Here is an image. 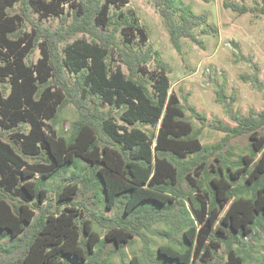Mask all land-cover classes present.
Instances as JSON below:
<instances>
[{
  "label": "trees",
  "instance_id": "obj_1",
  "mask_svg": "<svg viewBox=\"0 0 264 264\" xmlns=\"http://www.w3.org/2000/svg\"><path fill=\"white\" fill-rule=\"evenodd\" d=\"M151 2L176 51L182 38L200 45L195 29L209 32L208 15L193 13L181 0ZM15 3L20 13L8 14ZM127 3L0 0V264H108L111 253L135 238L142 240L141 258L133 256L128 264H220L222 247L225 264H244L238 245L264 234V111L233 115L235 127H218L222 141L202 146L200 132L183 121V107L169 92L165 64L157 61L149 77L145 65L158 53L135 46V35L146 42L136 16L111 11ZM64 5L71 10L67 26L50 31L29 20L31 10L59 16ZM224 6L238 15L264 14V4ZM26 22L29 33L22 29ZM76 34L89 41L77 39L60 49ZM37 47L40 58L27 64ZM113 54L127 75L111 65ZM68 104L77 118L63 135L54 125ZM115 109H122L126 125L157 127L156 134L118 125L110 112ZM7 134L13 135L9 141ZM242 135L249 139L247 154L218 152ZM78 164L88 176L79 171L60 181L49 202L44 181ZM91 186L105 210L122 206V213L106 218L75 199ZM162 224L182 239L159 246L154 255L143 232ZM107 243L110 255L101 259Z\"/></svg>",
  "mask_w": 264,
  "mask_h": 264
},
{
  "label": "rangeland",
  "instance_id": "obj_2",
  "mask_svg": "<svg viewBox=\"0 0 264 264\" xmlns=\"http://www.w3.org/2000/svg\"><path fill=\"white\" fill-rule=\"evenodd\" d=\"M181 2L190 5L195 14L206 13L208 15L205 28L209 32L204 34L201 28L195 29L193 32L200 45L182 38L179 51L173 48L162 18L151 0H128L125 6L118 9L111 6V11L125 13L130 11L136 16L138 24L144 29L146 42L143 43L135 35V46L137 49L150 46L158 53L156 60H151L145 65L149 77L157 72L159 68L157 61L165 64L170 81L169 92L179 99L183 107V121L193 130L200 132L199 141L202 146H214L219 144L225 136V133L218 128L219 126H236L232 120L233 115L243 117L247 116L250 111L254 113L264 111V14L261 15L255 11L238 15L226 8L224 3H236L254 9L261 8L264 0H211L208 4L200 0H181ZM7 12L11 15L19 14L20 4L15 3L13 7L7 8ZM29 16V20L40 24L42 29L50 31L67 26L72 20L71 10L67 5H64L62 15L59 16H42L34 10L29 12ZM30 28V23L26 22L22 29L25 33H29ZM77 39L89 41L88 35L76 34L67 42L60 44V49ZM39 58L40 48L37 47L25 59V62L34 65ZM110 63L112 66L120 65L124 73L128 74L116 54H113ZM219 97L223 103L219 101ZM102 110L108 112L109 108L104 105ZM110 112L118 125L139 129L149 137L156 134L157 127L142 123H135L133 126L126 125L120 119L122 109ZM76 118L77 113L74 106L68 104L60 112L58 122L54 125L55 130L66 135L71 122ZM24 131H26L25 128ZM4 138L9 141L13 135L7 134ZM248 144V136L242 135L230 139L218 152L223 153L229 150L234 157L247 154ZM210 161H213L212 157ZM28 162L32 163L31 160ZM82 166L84 164H78L75 168L67 167L64 171L44 181V185L50 191L49 202L54 203L55 188L60 181L67 183L79 171L80 175L88 176L87 169H80ZM182 189L188 190L185 180L182 183ZM97 193L98 191L91 186L88 191L81 192L75 199L86 204L89 210L99 215L102 214L106 218H111L117 212L122 213V206H116L109 211L105 210L99 196L95 195ZM103 234V231L100 232V237ZM143 237L148 242L149 252L155 255L159 246L180 241L182 233H172L168 225L162 224L153 227L151 233L143 232ZM3 242L8 243L7 240ZM243 242L245 245L239 244L238 247L243 250L240 257L244 259V264H264V234L259 233L252 240L246 238ZM111 245L107 243L101 250V259L108 258ZM141 248L142 240L135 238L120 252L111 253L108 264H128L133 256L141 258ZM224 251L225 247L218 251V254L223 257L220 264L227 262Z\"/></svg>",
  "mask_w": 264,
  "mask_h": 264
}]
</instances>
